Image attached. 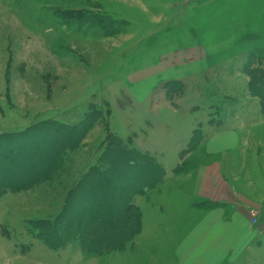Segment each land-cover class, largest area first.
Returning a JSON list of instances; mask_svg holds the SVG:
<instances>
[{"label":"rangeland","instance_id":"1","mask_svg":"<svg viewBox=\"0 0 264 264\" xmlns=\"http://www.w3.org/2000/svg\"><path fill=\"white\" fill-rule=\"evenodd\" d=\"M78 11L126 26L108 36L85 19L68 20ZM163 60L171 61L170 70L153 73ZM90 120L95 122L85 130ZM63 126L77 128L79 145L72 149L65 141V164L52 182L0 199V264H145L158 256L137 246L142 229L123 251L109 252L111 246L99 241L93 249L109 253L98 258L86 257L77 245L55 251L37 238L39 223L53 221L67 202L76 211L70 228L75 233L49 231V241L63 234L84 242L95 227L104 236L112 231L117 214L99 200H108L103 192L75 188L97 168L114 182L110 201L122 204L113 195L122 194L123 179L100 164L116 137L132 139L130 146L146 162L155 159L151 163L160 167L165 160L195 178L193 169L226 170L236 190L257 204L246 212L253 227L259 219L260 252L253 257L264 264V196L248 180L250 172L264 192V0H0V134ZM234 126L239 134L209 144L214 132L223 127L232 133ZM206 137L208 147L198 150ZM186 140L187 149L175 155ZM245 150L246 165L237 156ZM163 181L144 194L133 189L136 213L143 215L145 204V215L147 209L157 212L152 202ZM97 214L105 218L101 226L94 224ZM123 219V213L115 217Z\"/></svg>","mask_w":264,"mask_h":264},{"label":"crops","instance_id":"2","mask_svg":"<svg viewBox=\"0 0 264 264\" xmlns=\"http://www.w3.org/2000/svg\"><path fill=\"white\" fill-rule=\"evenodd\" d=\"M191 56L193 57V54ZM170 62V60L162 62L153 73L161 74L164 70H170ZM187 124L191 128L194 125L193 121H187ZM222 130V132H214L209 137V144L213 145L218 141L222 144L228 137L239 134L240 131L235 129V126L232 133H227L223 127ZM238 141L236 139L234 148H237ZM187 142L188 140L186 144L173 150L175 155L187 149ZM209 144L206 137L197 149ZM159 152L161 157H165L163 151ZM246 153L247 150L242 154L239 152L237 155L240 154L239 160H244ZM222 155L225 159L224 151L219 156ZM186 160L187 158L181 159V163ZM246 163L247 158L241 164L246 165ZM162 167L165 170L164 181L157 188L158 197L152 202L155 206L157 204V212L152 210L154 213L151 214L147 209L145 215L147 204L142 207V232L136 239L137 246L142 249V253L144 251V255L148 250L149 255L158 256L149 260L145 258L144 263L257 264L253 255L260 252L257 243L262 231L259 226L251 225L246 212V209L257 204L244 197L243 192L236 190V184L231 183L227 171L215 166L193 169L197 171L195 178L192 171L189 174V171L178 166L167 167L165 160ZM250 167L252 169V166ZM248 180L256 193L264 196L262 189L258 191L250 172ZM235 194L238 198H235ZM203 200L210 204H205ZM234 202L239 203L243 208L238 207ZM152 223L156 225L151 227Z\"/></svg>","mask_w":264,"mask_h":264},{"label":"trees","instance_id":"3","mask_svg":"<svg viewBox=\"0 0 264 264\" xmlns=\"http://www.w3.org/2000/svg\"><path fill=\"white\" fill-rule=\"evenodd\" d=\"M88 15L89 13L87 12L78 11L70 13L67 18L74 23H82L85 19L93 25L100 26V28L107 32L108 36L112 37L119 34L118 28L120 24L126 26L125 23L117 22L113 18L110 22L107 17L102 16L100 13L93 16ZM94 122L90 120L85 130H88ZM75 132H77V136L74 135ZM78 137L77 128L73 129L69 126L64 128L41 127L20 134H0V199L8 193L25 192L37 185L51 183L58 174L59 169L65 164V153L62 146H66L65 141H67L69 145L66 147L76 148L79 145ZM115 140L112 144L113 149L107 150L103 158H101L100 164L111 166L114 170L113 174L123 179L122 194L120 195L122 198L119 195H113L120 202L122 199V204L116 206L112 200L110 201L111 196L107 190H109V187H112L114 182L112 181V177H110L111 175L104 174L97 168L89 171L86 178L81 183H78L77 188H75L77 193H86L88 190H95V193L97 191L99 193L103 192L108 200H103L102 198L99 200L104 205H112V209L117 214L113 217L111 216L110 222L112 221L113 223L111 227L112 231L107 236H104L97 231L98 227H95L93 237H85L84 242L73 240L74 235L69 239H64L65 237H62L63 234H60L56 243L49 241L47 238L49 231L62 232L64 229H68L72 232L71 234L75 233L76 229L72 230L70 228L74 221L72 214H76V211H73L74 205L67 202L62 206L60 213L53 221H42L38 225L40 233L37 235V238L42 240L51 249L58 251L59 249H65L69 244L77 245L86 257L98 258L109 252L123 251L133 238L139 235L142 229V215L138 211L137 214L133 210V195L131 196V194L133 189L137 187L141 188L142 194L145 191H151L160 182L161 178L165 176V170L162 166L159 167V165L151 163L155 159H150L149 162H146L148 159L143 155H139V152L130 146L132 144L133 146L135 145L134 142L132 143V139L125 141L116 137ZM43 147L48 149L46 153H43ZM129 164H132V166ZM36 167L37 169H35ZM95 193L93 192L92 195ZM122 213L124 219L115 220V217L120 216ZM93 219L94 224L97 226H101L105 222L102 214L95 215ZM113 231L115 232L111 234ZM99 241L103 243V246H111L109 247L111 250L109 252L106 251L108 248L104 249V251L98 250L100 248H94V250L93 247L98 245Z\"/></svg>","mask_w":264,"mask_h":264},{"label":"built area","instance_id":"4","mask_svg":"<svg viewBox=\"0 0 264 264\" xmlns=\"http://www.w3.org/2000/svg\"><path fill=\"white\" fill-rule=\"evenodd\" d=\"M253 215H256V213L254 212ZM258 220L257 219L253 220V223H254L255 226L258 224Z\"/></svg>","mask_w":264,"mask_h":264}]
</instances>
